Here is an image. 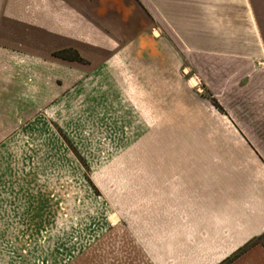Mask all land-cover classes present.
<instances>
[{
    "label": "crops",
    "instance_id": "0c3cea01",
    "mask_svg": "<svg viewBox=\"0 0 264 264\" xmlns=\"http://www.w3.org/2000/svg\"><path fill=\"white\" fill-rule=\"evenodd\" d=\"M66 5L78 11L79 22L84 9L90 23L105 28L107 41L146 40L147 27L159 28L154 34L162 41L161 48L153 49V62L141 65L138 98L144 105H154L152 134L173 137L170 146L175 148L170 149L184 152L185 159L154 163L153 176L138 193L144 201L141 214L152 219L130 226L137 243L152 248L149 255L155 261L163 254L170 264H224L251 242L264 241V0H43L48 16L42 22L47 32L41 35L61 44L65 34L48 31L60 27ZM55 6L60 14L56 18ZM80 34L71 39L72 48L83 56ZM15 35L38 38L31 33ZM106 48L96 47V55L115 52ZM17 49L0 47V73L60 70L64 80L65 59L50 67L48 60L34 57H49V48ZM185 62L222 110L201 95L204 90L194 96L193 87L173 78L177 63ZM107 64L96 62L94 71L107 78L111 71ZM25 74L23 80L33 81ZM23 80L16 85V77H11L0 83V121L17 118L16 125L23 124L49 102L43 98L47 92L36 93ZM163 105L171 110L168 125L162 123ZM30 129L26 126L18 135L33 133ZM155 145L161 146V139ZM34 168L35 163L2 161L0 147V264H43L28 251L33 233L60 225L54 217L64 212L60 203L64 197L59 190L50 192V178L35 175ZM61 252L58 259L66 257L64 247ZM230 264H264L263 244Z\"/></svg>",
    "mask_w": 264,
    "mask_h": 264
},
{
    "label": "rangeland",
    "instance_id": "374dc122",
    "mask_svg": "<svg viewBox=\"0 0 264 264\" xmlns=\"http://www.w3.org/2000/svg\"><path fill=\"white\" fill-rule=\"evenodd\" d=\"M16 2L0 3V47L13 52L32 45L49 48V57H34L48 60L51 67L63 63L57 61L58 53L75 51V40L71 39L81 33L83 56L79 55L84 60H65L64 80L60 70L48 74L34 69L26 74L18 72L17 76L5 70L0 73L2 85L11 77H16L19 85L17 80H23L25 74L33 81L23 82L36 93L47 92L43 98L49 99L23 124L16 125L17 118L0 121L1 160L35 163V175L48 176L50 192L59 190L64 197L60 200L64 212L60 210L61 216L54 217L56 223L59 220V227L53 226L50 232H34L28 251L35 261L42 259L43 264H170L163 254L157 255L155 261L154 255H149L153 249L142 248L130 232V226L136 227L144 218L152 219L141 214L139 208L144 201L138 193L144 191V182L153 176L154 163H184L185 159L184 152L170 149L173 137L152 134L154 105H144L138 98L141 65L153 62V49L161 48L162 41L154 34L158 25L147 27L146 40L107 41L105 28L90 23L84 9L79 22L75 17L78 11L73 7L66 5L60 15L55 6V18L60 15L61 24L51 26L48 32L65 34L61 44L60 40L41 35L47 32L42 22L48 16L43 0ZM95 32L97 39H91ZM16 33L37 34L38 38L16 39ZM96 47L115 52L96 55ZM141 50L143 55H139ZM96 62L108 63L111 71L107 78L106 73L94 71ZM177 67L173 78L193 87L194 96L200 95V89L204 90L202 96L211 95L204 84H198L201 79L187 62L177 63ZM127 80L129 84H125ZM199 106L195 101V109ZM170 112L169 105H163V125L170 122ZM26 126L33 133L18 135ZM160 139L161 146L155 145ZM62 247L66 257L58 259L63 254Z\"/></svg>",
    "mask_w": 264,
    "mask_h": 264
},
{
    "label": "trees",
    "instance_id": "16d2710c",
    "mask_svg": "<svg viewBox=\"0 0 264 264\" xmlns=\"http://www.w3.org/2000/svg\"><path fill=\"white\" fill-rule=\"evenodd\" d=\"M57 56H59L62 59L70 60V61H76V62H83L84 61L76 51H72V50L60 52L57 54ZM208 96H206V97L209 98L212 101V103L218 109L222 110L221 107L219 106L218 102L216 101V99H214L211 95H208ZM258 243H262L264 246V241L262 239H257L256 241H253L249 245H247L244 249H241L236 255H234L233 257L228 259L224 264H230L236 257L240 256L241 254H243L244 252L249 250L252 246H254Z\"/></svg>",
    "mask_w": 264,
    "mask_h": 264
}]
</instances>
